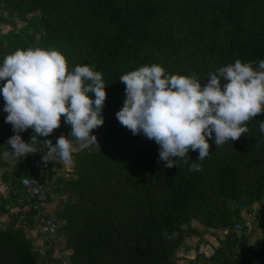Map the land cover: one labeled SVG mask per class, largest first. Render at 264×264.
<instances>
[{"label": "trees", "instance_id": "obj_1", "mask_svg": "<svg viewBox=\"0 0 264 264\" xmlns=\"http://www.w3.org/2000/svg\"><path fill=\"white\" fill-rule=\"evenodd\" d=\"M15 20L25 23L20 31ZM0 25L13 29L0 32V64L17 49H56L69 70L93 67L107 86L105 122L93 130L98 144L73 154L71 178H58L51 161L40 174L44 206L58 201L50 215L54 238L38 232L42 256L17 226H33L38 214L21 181L34 175L42 154L19 159L2 175L8 190L0 193V215L8 222L0 224V264H183L177 255L191 250L189 239H196L199 254L188 264H264V114L248 121V132L233 143L217 148L213 134L203 161L190 151L188 163L178 159L172 168L158 162L155 141L133 135L115 115L125 97L119 79L139 67L157 64L166 74H195L202 81L237 59L258 67L264 0H0ZM0 98L1 162L14 133ZM69 132L62 116L61 126L39 139L55 144ZM32 134L28 129L21 136L30 142ZM193 162L199 171H189ZM9 203L17 211L9 212ZM252 213L258 217L247 218ZM255 231L260 237L238 253ZM207 235L223 237L209 256L200 248ZM61 240L60 263L52 247Z\"/></svg>", "mask_w": 264, "mask_h": 264}, {"label": "clouds", "instance_id": "obj_2", "mask_svg": "<svg viewBox=\"0 0 264 264\" xmlns=\"http://www.w3.org/2000/svg\"><path fill=\"white\" fill-rule=\"evenodd\" d=\"M119 81L125 85V97L116 118L133 135L155 141L158 162L165 168L178 167V159L188 163L190 151H198L196 161H203L210 153L213 134L217 148L233 143L248 132V121L264 114V60L254 68L252 62L237 59L204 81L195 74H166L157 64L132 70ZM0 82H4L0 95L5 122L14 133L7 146L17 159L42 151L45 164L71 165L74 142H81V148L98 144L92 132L105 122L107 86L93 67L77 65L69 70L60 51L29 47L4 58ZM62 116L70 126L68 135L61 134L55 144L51 139L41 141L40 137L50 136L61 126ZM28 129L33 134L25 142L21 133ZM259 130L264 133V121H259ZM200 167L193 162L189 171ZM163 235L170 238L166 231Z\"/></svg>", "mask_w": 264, "mask_h": 264}, {"label": "rangeland", "instance_id": "obj_3", "mask_svg": "<svg viewBox=\"0 0 264 264\" xmlns=\"http://www.w3.org/2000/svg\"><path fill=\"white\" fill-rule=\"evenodd\" d=\"M15 22H16V26H17L15 28L16 31H20L25 26L24 22H21V21H18V20H15ZM12 30L13 29L10 26H8V25H0V32L2 34H5V33L10 32ZM0 103H1V101H0ZM92 134H94L97 137V142H99L100 134L98 132H95V131H93ZM80 143L81 142H79V141L74 142V144H73V154L76 153V152H79V151H81L83 149V148L80 147ZM39 154L43 155V152L39 151ZM51 167H52V169L56 170L58 178L61 177V178H64V179H69V178L72 177L71 176L72 164L71 165H66L63 162L51 161ZM27 168H28V166H27ZM29 169H30V167H29ZM57 203H58V201H56V200L54 202H52L51 204L49 203L47 209L44 206L43 214L44 215H49V216L51 214H53L54 213V209L57 207ZM7 206H8L9 212L17 211V209L13 205H11L10 203ZM255 208H257V206ZM242 213L244 214V210H242ZM7 222H8V217L6 216L5 224ZM22 223H23V221H20L17 224V226L21 227V229L24 232V234L26 235V237L30 238L33 241V243L35 244V247L39 251L44 252L43 243H42L41 239H39V236H38V232H39V230L37 229L39 227L38 219L34 218V225L33 226L26 225V226L23 227ZM0 224H3V223H0ZM215 236L216 235H214V236H208V235L205 236L204 237L205 238L204 239V244H202V245L200 244V246H201L200 248L203 250L204 253L208 254V256L213 253V251H214V249L216 247L219 246V241H217L216 238H221V239L223 238L222 235H217L216 237ZM259 237H260V233L255 231L252 234L251 239L246 240L245 242L241 243L242 245L237 249V252L240 253L243 250V248L250 246V244L252 242H254L255 238H259ZM63 244H64L63 240H61L59 242L56 241V243H54L53 247H52V249H53L52 256L54 255V258L59 259L60 263L62 262V259L60 257H61ZM187 244H188V248H190L191 250L189 252H187V250H186V252H183V250H180L178 255H177L178 259L180 258V260H181V262L183 264H188V262L193 260L195 255L199 254V253H197L198 249L194 248L196 246V244H197L196 239H191V240L189 239L187 241ZM42 254L43 253H41V256H42ZM54 260H56V259H54ZM54 263L59 264L58 261L57 262L54 261Z\"/></svg>", "mask_w": 264, "mask_h": 264}, {"label": "built area", "instance_id": "obj_4", "mask_svg": "<svg viewBox=\"0 0 264 264\" xmlns=\"http://www.w3.org/2000/svg\"><path fill=\"white\" fill-rule=\"evenodd\" d=\"M34 166L36 170L34 175L31 177H23L21 182L29 197L34 199V208L39 210L36 216V219L39 221L38 230L41 235L44 236V239L48 240L54 238L56 230L54 218L43 214L46 189L41 182L40 174L48 168V164H45L42 159H37ZM256 217H258V215L255 213H252V215L247 214V218L255 219ZM236 227L240 228V225H237ZM39 252L43 253L41 251ZM51 264L57 263L52 262Z\"/></svg>", "mask_w": 264, "mask_h": 264}, {"label": "crops", "instance_id": "obj_5", "mask_svg": "<svg viewBox=\"0 0 264 264\" xmlns=\"http://www.w3.org/2000/svg\"><path fill=\"white\" fill-rule=\"evenodd\" d=\"M0 101H1V98H0ZM9 150H10V146H9V149H7L4 152L3 158L0 162V193L2 194H5L8 190L7 186L3 184V182L1 181L2 175L5 173L7 174V173L12 172V170L18 165V161H19V159H17L14 155L9 153ZM5 220H6V216L0 215V223L4 224ZM183 252H186V251H183ZM187 252H188V249H187Z\"/></svg>", "mask_w": 264, "mask_h": 264}]
</instances>
